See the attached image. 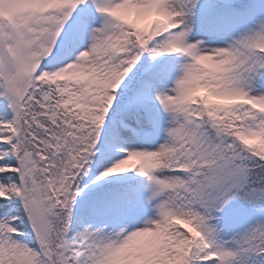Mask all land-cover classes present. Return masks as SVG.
Instances as JSON below:
<instances>
[{
	"label": "snow or ice",
	"instance_id": "1",
	"mask_svg": "<svg viewBox=\"0 0 264 264\" xmlns=\"http://www.w3.org/2000/svg\"><path fill=\"white\" fill-rule=\"evenodd\" d=\"M0 264H264V0H0Z\"/></svg>",
	"mask_w": 264,
	"mask_h": 264
}]
</instances>
